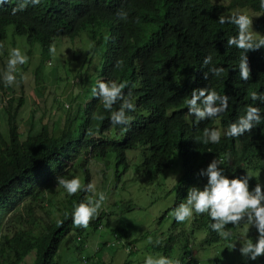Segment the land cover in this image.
<instances>
[{
	"label": "trees",
	"instance_id": "16d2710c",
	"mask_svg": "<svg viewBox=\"0 0 264 264\" xmlns=\"http://www.w3.org/2000/svg\"><path fill=\"white\" fill-rule=\"evenodd\" d=\"M212 1L0 0V40L13 25L15 33L26 36L30 45L41 46L39 61L21 65L26 71L36 65L32 72L44 101L42 110L55 95L54 79L48 83L45 77L53 45L59 39L76 40L88 29L92 45H87L79 73L92 79L86 98L97 89L93 96L97 112L90 122L85 120L88 126L81 147L78 143L84 104L70 110L57 104V110H63L61 115L70 112L65 113L64 127L57 132L61 135H56L50 128L52 124L43 123L35 113L26 121L28 129L22 130L19 115L27 109L26 100L20 97L15 101V91L8 90L7 125L4 133L0 131V264H22L33 251L34 264H60L58 251L69 248L71 234L75 239H85L88 228L97 230L100 225L103 215L88 201V179L79 191L75 186L68 191L67 208L57 220L49 218L44 231L12 223L11 215L19 204L27 197L42 194L56 178L74 185L75 178L69 172L58 176L52 173L44 180L50 168L48 152L61 140L69 142L54 159L55 168L60 166L62 171L68 166L66 160H75L82 149L92 145L104 155L147 146L149 155L144 167L148 174L168 167L180 142L181 118L179 114L167 117V108L195 103L208 114L230 121L262 108L264 0H229L227 4ZM239 9L256 15L252 34L240 17L233 15ZM123 61L138 63L157 79L145 102L133 103L128 93L134 84L118 79L116 74ZM103 68L102 75H98ZM111 83H116L115 90L107 93L106 86ZM233 174L226 169L200 203L210 209L213 224L216 220L217 228L232 227V235L240 233L241 215L229 201L230 194L240 195L242 209L250 203L264 210L263 188L257 180L248 170ZM181 200L185 198L179 196ZM83 239L75 243L77 250L84 247Z\"/></svg>",
	"mask_w": 264,
	"mask_h": 264
},
{
	"label": "rangeland",
	"instance_id": "374dc122",
	"mask_svg": "<svg viewBox=\"0 0 264 264\" xmlns=\"http://www.w3.org/2000/svg\"><path fill=\"white\" fill-rule=\"evenodd\" d=\"M212 1V0H211ZM214 1V2H213ZM212 2L215 3V0ZM227 4L229 0H217ZM233 15L239 16L243 26L253 33V18H256L251 10H236ZM259 16V15H258ZM90 30L80 33L76 40L59 39L52 47L49 56L51 65L46 67V82L51 83L53 78L55 84L54 96L46 102L45 110H42L44 101L37 92V79L32 71H26L18 61L15 74L10 72L8 62L9 47L7 43L0 46V131L4 133L7 119V92L14 90V99L23 97L26 100L27 109L19 115V125L22 130L26 127V121L31 114L40 116L43 123L51 125L54 121L59 124L57 117L61 112H56L57 104L64 103L66 108L75 105L74 94L81 88L77 81V90L74 94L67 92L66 82L69 77L81 68L87 45L90 44ZM261 34V33H260ZM262 38H263V34ZM15 38L18 41L20 51L24 48H32L34 59L42 58L41 46L39 44L29 45L24 36L14 34L13 25L8 26L6 38ZM5 38V39H6ZM21 53L13 45L10 52L18 54L27 61L29 51ZM36 65H32L35 69ZM22 74L23 76H19ZM57 83V84H56ZM57 87V88H56ZM12 96V94H10ZM68 99V100H66ZM38 101V102H36ZM68 102V103H67ZM72 102V105L69 104ZM16 106V103H14ZM39 118V117H38ZM198 119V117H197ZM141 149L130 150L126 153L108 154L106 162L99 155L96 163L91 158H83L77 164H73V176L75 178V189L80 190L83 185L85 171L91 174L92 193L89 196L91 207L104 213L101 219L103 228L93 230L88 228L85 233V247L81 253L72 247L69 252H62L61 264H80L83 256L93 258L91 264H177L176 251L166 253V247L171 245L170 236L174 229L175 218L178 216L179 207L176 206V181L180 171L176 173L174 165L156 174L146 175L143 173V154L135 158V154ZM83 166V168L81 167ZM181 167V166H180ZM70 186L58 184L37 197L25 198L11 215L12 223L33 226L39 233L45 230L46 220H56L67 208V193ZM35 200H34V198ZM47 200L44 204L37 205L36 200ZM189 205H184L188 209ZM124 231L127 235H124ZM117 233V236H116ZM250 233L249 231L246 234ZM261 235V233H260ZM117 240L120 245H117ZM127 247L133 250L128 251ZM100 251L97 252V249ZM177 248V247H175ZM212 247H207L200 254L209 255ZM219 257L222 264H242L250 255L242 253L233 245L232 248L223 249ZM35 252H31L23 264H34Z\"/></svg>",
	"mask_w": 264,
	"mask_h": 264
},
{
	"label": "clouds",
	"instance_id": "9594fccd",
	"mask_svg": "<svg viewBox=\"0 0 264 264\" xmlns=\"http://www.w3.org/2000/svg\"><path fill=\"white\" fill-rule=\"evenodd\" d=\"M14 34L19 36L15 33V28ZM5 38L0 40V46L5 42L9 47L7 59L10 65V72L12 74H15V65H17L16 63L18 61L20 63H36L37 60L34 59V52L32 48H24L23 51H20L18 41L15 38ZM26 41L29 44L27 37ZM13 45L16 49L18 48L21 53H23L26 49L29 51L27 61H24L23 57L18 54L10 52V48ZM47 64L49 66L51 65V62L48 61ZM104 68L98 75H102ZM32 70L33 69L30 68L29 71ZM79 70L80 68L75 74L70 76L69 80L66 82L68 89L67 92L69 95L76 92V80H79L81 90L74 94L75 101L73 102H75V105L71 108H66L64 103H62V106L70 110L77 104H84L85 111L82 114L84 124L79 129L78 143L81 147L84 144L85 130L88 126V124L85 123V120L88 119L90 122L97 112L93 97L97 92V89L94 88L93 93L86 98L87 93L91 88L92 79H87V75L80 74ZM106 70L108 71V69ZM21 75L22 74L19 76ZM116 75L119 80L127 79L134 84V89L128 93V96L135 104L145 102L150 91L157 84V79L151 73L141 67L138 63L132 61H123L120 72ZM100 80H103V78L100 77ZM115 87L116 83H111L106 86L105 91L107 93H111L115 90ZM34 94L36 97L38 91ZM261 96L264 101V94ZM69 104L72 105V102H69ZM68 110H66V112ZM56 112L63 113V110L56 109ZM61 113L57 116L60 123L57 124L54 121L50 127L56 135H61L57 132L58 130L63 129L65 123V113L62 115ZM68 113L70 112L68 111ZM174 114H179L182 123V130L180 134V142L173 150V156L169 166L163 168L162 170H156V172L146 174L144 161L142 164L143 173L146 175L163 172L172 165H174L173 167L176 170V173H178L181 168L180 175L176 181V206L179 207L178 216L175 218L174 229L169 238L171 245L166 247L165 252L170 253L175 250L177 264H222L223 261L220 260L219 257L223 254V249L232 248V246L235 245L242 253H248L250 255V257L242 262V264H264V210L250 203H247V205H245L242 209L240 204L243 201L241 200L240 195L230 194L229 201L236 205V209L238 208L241 215L239 220V225L241 226L240 233L236 232L232 235V227L217 228L216 220L213 224L214 218L210 209L200 205L207 193L206 191H211L213 189L218 180L225 174L226 169L233 171V176L235 174H241L242 170H248L261 185L263 188L262 193L264 194V104L261 109L249 110L244 117L235 121H230L219 115L208 114L203 106L195 103H190L189 106L183 105L180 107L172 106L167 108V117H171ZM99 140V138L96 139V141ZM68 145L69 142L61 140L58 144H55L51 150H49L47 164L50 168L48 175H46L44 179L45 182L48 179L47 176L49 177L52 173L54 176H58L59 174L64 175L65 172H69V176L73 178L74 176L72 171L74 166H71L73 164H77L83 158H93L92 160L96 163V159L99 158V155H101L104 162H106L109 160L107 158L108 154L119 153L121 151L118 150L117 152H111L104 155L101 152L95 151L93 145L89 146L87 149H82L81 154L75 160H66L68 166L62 171L60 166L55 168L56 165L54 163V159L56 158L55 155H61L60 152L63 149H66ZM78 145H76L75 148H78ZM135 149H141L135 154V158H138L141 154H143L145 160V157L149 155L147 146H138L132 150ZM128 151L123 154L125 159ZM61 161H63V157H61ZM259 163L262 165L255 168V166ZM81 167L83 168V166ZM84 173L85 176L82 187L87 184L88 179L89 184L87 189L90 191V194H87V196L89 198L92 193L91 174L88 170ZM58 178L48 184L50 187L44 188L42 194L58 184L63 185V187L68 185L70 186V190H72V187L75 186V182L74 185H72V183L67 181V179ZM179 196L184 197L185 200L179 201ZM46 201H48V199L36 200L37 205H40V203L44 204ZM187 204L189 207L188 209H185L184 205ZM99 215L104 216V213H99ZM48 219L49 218H47V220ZM47 220L45 222H47ZM102 228L103 225L100 221V225L97 230ZM248 231L250 233L246 234ZM124 235H127L126 231H124ZM70 238H72V243L69 248L59 249L58 251L60 264L62 263V252H69L72 247H75V243H79L83 239L81 236L75 239L74 233L71 234ZM74 240L76 241L74 242ZM83 242L85 247V239H83ZM116 243L117 245H120L119 240H117ZM207 247H212L209 255L206 256L205 254H200V252ZM86 248L87 246L85 249ZM260 248L262 251L259 253L258 251ZM82 249L83 248L77 250L76 248L79 253H81ZM127 250L131 252L133 249L127 247ZM99 251L100 248L97 249V252ZM92 259L93 258L91 257L83 256L80 264H91ZM229 263V261L225 262V264ZM96 264H99V262ZM167 264L169 263L167 262Z\"/></svg>",
	"mask_w": 264,
	"mask_h": 264
}]
</instances>
